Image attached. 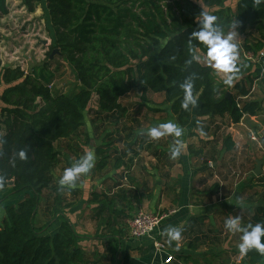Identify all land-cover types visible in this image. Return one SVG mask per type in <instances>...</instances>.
I'll use <instances>...</instances> for the list:
<instances>
[{"label": "trees", "instance_id": "1", "mask_svg": "<svg viewBox=\"0 0 264 264\" xmlns=\"http://www.w3.org/2000/svg\"><path fill=\"white\" fill-rule=\"evenodd\" d=\"M230 1L45 0L51 44L44 59L27 72L20 66H4L0 59V175L13 180L4 188L10 194L24 192L17 204L4 206L0 264H118L121 238L129 233L132 216L116 205L123 190L112 196L92 194L96 230L91 237L101 239L102 251L88 250L66 216L78 203V188L67 190L72 195L68 198L54 178L55 168L63 161L56 145L79 135L93 96L97 97L94 112H105L112 119L109 121L116 122L127 111L121 98L131 92L139 94V106L148 110L168 107L180 126L194 119L199 123L203 117H228L231 123H238L244 115H259L264 100L249 96L256 81L264 88V3L237 0L233 8L224 6ZM39 2L21 0L29 12ZM205 10L217 17L225 33L234 20L241 34H248L247 29L253 27L259 29L257 35L250 33L251 40L245 37L242 48L254 59L240 54V72L230 87L211 68L186 64L190 46L195 52L206 51L197 41L190 44L189 40ZM7 12L6 0H0V16ZM53 49H58L77 81L69 91L62 92L54 85L56 70L49 59ZM192 73L196 74L193 94L197 104L185 110L179 85ZM149 92L162 94L163 100L153 107L146 100ZM256 131L264 144V134ZM224 143L226 150L234 147L230 136ZM78 147L70 149L77 155ZM21 150L27 155L24 160L18 156ZM252 179L251 183L257 179L262 187L256 193L258 201L248 208V223L255 224L264 222V172L259 176L253 173ZM124 199L127 201L126 196ZM127 203V209L133 210ZM55 225L56 229L47 232ZM263 259L264 255L251 250L241 263L260 264Z\"/></svg>", "mask_w": 264, "mask_h": 264}, {"label": "crops", "instance_id": "2", "mask_svg": "<svg viewBox=\"0 0 264 264\" xmlns=\"http://www.w3.org/2000/svg\"><path fill=\"white\" fill-rule=\"evenodd\" d=\"M6 5L8 12L0 16V59L4 66L14 67L18 64V60L15 59L18 57L22 61V69L27 72L32 66L42 61L46 47L42 45L40 36L24 33L25 30L21 28V24L25 21L26 24L36 22L37 27L42 29L43 37L51 40L47 28L46 3L45 0H40L32 12L27 10L21 0H6ZM1 48L3 52H1ZM197 51L203 54L201 51ZM243 52L245 51L240 45L239 54H243ZM217 76L222 77L218 74ZM134 96L139 98V94ZM137 106V111L144 107L146 112L153 114L146 122V128H141L143 125H139L140 118L131 117L133 114L129 113V109H127L126 114L130 115V119L135 122V125L129 128L128 135L121 136L119 134L117 139L113 130L105 129L107 133L105 132L106 134L104 133L101 138L98 134L96 139H92V143L89 139L82 142L76 140L75 145H73L75 140L72 139L58 142V149L62 152V162L65 164L62 171L70 167L76 161L77 156L80 158L88 151H93L96 156L94 168L77 181L78 189L75 194L79 204L77 203V206L66 212V216L72 221L75 230L79 233L78 229L83 228V221V223L87 222V226H94L92 233L94 234L96 204L90 201L94 192L108 193L112 196L119 190H123L119 194L120 198H117L116 205L124 214L127 213L131 216L137 210L144 209L143 211L161 212L168 215L149 237L136 239L131 237L127 231V235L121 238L119 246L118 260L120 264L241 263L244 255H241L237 246L240 243L241 234L229 231L225 227V221L229 217L240 216L242 223L249 222L248 215L251 212L248 208L256 202L254 194L256 195L258 192L257 190L252 192V188L257 187L255 185L258 181L255 179L251 183L252 175L242 176L240 167L244 163H247L249 167L251 163L250 160L246 162V158L249 157L246 153L242 156L239 151L237 152L239 143L241 145L239 142L241 135L233 128L236 123H231L228 117H203L199 123L195 124L193 118L191 124L182 126L185 131L181 139L186 146L182 149L181 156L173 160L170 158V148L174 143L173 137L165 136L159 140H152L143 133L148 128L162 122L171 120L177 123L174 115L171 114L168 107L165 109L161 107L159 110L163 111L154 112L145 106H139V104ZM152 106L154 107V105ZM137 111L135 112L137 113ZM160 113H163L164 116L156 118L155 115ZM101 114L112 120L106 117L105 112ZM113 116L115 118L117 114ZM245 117H250L251 120L255 119L254 116L244 115L243 118ZM220 120L223 121V124ZM117 122L113 121V124ZM248 131L250 133L253 130L248 129ZM139 135L140 137L137 138ZM228 136L234 143L231 150L225 149L224 140ZM72 146L80 147L77 155L74 152V160L71 159L73 151L70 148ZM103 157H105L104 163L99 167L100 159ZM262 162L264 166V160ZM118 163L120 166L114 168V165ZM58 168L56 167L54 170V178L57 181L61 177L57 176L59 175L57 174ZM93 176L95 181L92 185L90 179ZM12 184H8V186ZM67 190L69 188H64V194L71 198V191ZM23 196L24 192L10 194L8 189L0 190V198L2 197L0 219L4 216V206L17 204ZM124 196L134 207L133 210L127 209L126 205L129 203L124 199ZM80 197L82 200L87 198L84 210L80 205ZM79 206L80 208L77 210L76 208ZM72 214H77L79 221H76ZM127 219L124 221L126 222ZM118 221L120 219H117V223ZM168 227L183 229L178 245L176 241H173L170 246L166 235H162ZM56 228L57 225L47 232H52ZM91 236L88 237L89 240L93 242L98 240L99 244L86 248L101 252V239ZM154 240L163 242L165 248L163 250L156 249L152 244ZM177 246L178 251L176 250ZM168 255L173 257L170 261H166ZM177 255L181 257H175Z\"/></svg>", "mask_w": 264, "mask_h": 264}, {"label": "clouds", "instance_id": "3", "mask_svg": "<svg viewBox=\"0 0 264 264\" xmlns=\"http://www.w3.org/2000/svg\"><path fill=\"white\" fill-rule=\"evenodd\" d=\"M255 3H264V0H255ZM237 24L238 21L234 20L232 27L236 29ZM234 35V32L225 34L221 24L217 22L216 16L206 12L201 13L198 29L192 31L189 40L190 44L193 40L197 41L206 51L201 55L193 51L190 46L191 55L186 64L192 65L195 62L211 68L218 75H221L224 84L230 87L240 72V54L236 43H234ZM195 80L196 74L192 73L185 77L184 81L179 85L184 94L181 107L185 110L190 105L195 106L197 104V97L193 94ZM184 131V128L178 123L169 120L148 128L143 134L152 140H159L165 136L173 137L174 143L170 148V158L175 160L181 156L182 149L186 146L181 139ZM18 156L21 160L27 158L24 150H21ZM95 162V153L93 151L86 152L64 170L63 175L58 180L60 188H75L79 178L88 174L94 168ZM7 183V178L0 175V190L4 189ZM225 227L233 233L241 234L238 245L241 255H246L251 250H256L264 255V222L244 224L240 216H235L229 217L225 221ZM182 231L183 229L179 227H168L162 235H166L170 246L173 241H176L178 245L182 238ZM176 250H179L178 246Z\"/></svg>", "mask_w": 264, "mask_h": 264}, {"label": "rangeland", "instance_id": "4", "mask_svg": "<svg viewBox=\"0 0 264 264\" xmlns=\"http://www.w3.org/2000/svg\"><path fill=\"white\" fill-rule=\"evenodd\" d=\"M236 1L237 0H232V1L224 4V6L233 8ZM205 12L210 14L209 10H205L204 13ZM247 30H248L247 32H249L248 34L247 33L240 34L237 29H234L232 27L225 33V34H227L228 32H234L235 33L234 43H236V45L238 47V51H239V46L240 45L242 46L245 37L249 38L251 40L252 36L250 35V33L254 34V35L259 34L258 33L259 29L257 27H253L252 29H247ZM197 53L201 54L198 51H197ZM44 57H45V54H44ZM44 57H43V59H44ZM50 60H51V67L56 70L55 71L54 85H56L57 88H59L60 91H62V92L69 91V90L73 89L74 85L76 84L77 81L75 80L74 75L72 74L71 70L69 69V66L64 61H62V59H60V57L57 54H55ZM219 79H222V77ZM263 90H264V88L261 86L259 81H256L253 84L249 98H257V99L262 98L264 100ZM134 95H135L134 92H131L127 96L121 98V103L126 105L127 109H129V111H128L129 113L133 114L131 117L135 116V119L140 118L139 125H143L141 128H146L145 127L146 122L149 120V118L152 117L153 114L150 112L149 113L146 112L144 107L143 108L141 107L137 111V109H138L137 104H139L140 101H139V98L137 96H134ZM96 100H97L96 96H93L92 99L90 100L89 105H88L89 112L85 113V118H84L85 123L80 128L79 135L73 138V140H75V141H73V145H75L74 143L76 142V140H79V142H82L83 140H85L86 139L85 136L89 140H91L90 142L92 143V139H96L98 136H99V138L102 137V135L106 132L105 129L113 130V132H115V135L118 139L119 134H121V136L128 135L130 133L129 128L131 126L135 125V122H133L132 119H130V117H129L130 115H127V114H126V116L120 118V121L117 122L116 124H113V121H109V119L105 118V115L97 114L93 110V108L96 107ZM146 100H148L150 105L159 104L163 100V95L149 92L146 94ZM135 111H137V113ZM155 116H156V118H158V117L164 116V114L160 113V114H156ZM254 118H255L254 120H251L250 117L249 118L245 117V118H243L242 121H240L242 124L239 122L233 126V128L236 131H238V133L241 135V137H239V142H241V145L239 143V145H238L239 148H238L237 152L239 151L242 156H244V154L246 153L247 156H249L248 158H246V162H247V160H250V163H251L249 167L247 166V163H244V165L242 167H240L242 176L245 174L248 176L252 175L253 171H254V169L252 170V167L255 168L256 161L257 160H261V161L264 160V144L261 141V139L258 136V133L256 131V130H258L261 133V135L264 134V104H263L262 111L259 113L258 116L254 117ZM220 122L223 124L222 120H220ZM123 124H124V126H122ZM244 125H246V126H244ZM248 129L253 130L252 132L256 136L255 140L251 139V135H250ZM116 130H118V131H116ZM85 132L88 133V135ZM139 137H140V135L137 138H139ZM78 151H80V147H78ZM73 155H74V152H72V156H71L72 157L71 159L74 160ZM64 165L65 164L62 162L57 166V167H59L57 170V174H59V175H57L58 177L63 175L64 171H62V168L64 167ZM263 172H264V167H263V162H262V173ZM81 179L82 178L80 177L79 180H81ZM94 181H95V177L93 176L90 179V182H91L90 184L93 185ZM255 186H257V187L252 188V192L254 190H257L259 193L262 190V187L258 183ZM254 196H255V200L258 201V194H256V195L254 194ZM80 200H81L80 205L82 206V210H84L85 202H87V198H84V200H82V198L80 197ZM78 204H79V202H78ZM79 208H80V206L77 207L76 209L78 210ZM72 216H74L76 218V221H79V219L77 218V216H78L77 214H72ZM249 216L250 215H248V217ZM80 220H81V218H80ZM246 222H247V219H246ZM71 223H72V221H71ZM82 224H83L82 229L79 230L77 228L79 231V234L82 236V243L81 244L86 245V246L98 245L99 244L98 240L93 242V241L89 240V238H88L92 235V233L94 231V226L93 225L87 226V222L83 223V221H82ZM92 224H93V222H92ZM118 264H120L119 260H118ZM239 264H241V263H239ZM260 264H264V259Z\"/></svg>", "mask_w": 264, "mask_h": 264}, {"label": "built area", "instance_id": "5", "mask_svg": "<svg viewBox=\"0 0 264 264\" xmlns=\"http://www.w3.org/2000/svg\"><path fill=\"white\" fill-rule=\"evenodd\" d=\"M38 24L36 22H30L29 24H26V21L21 24V28L25 30L24 33H33L35 35L40 36V39H42V45L46 47L44 50V54H46L49 45L51 44V40L49 38L43 37L42 29L37 27ZM45 40V42H43ZM1 52H3V49L1 48ZM263 53L261 52L260 55ZM9 55V54H7ZM243 56L247 59L253 60V55L251 53H245L243 52ZM18 60L17 66H20L22 68V61L18 57L15 58ZM52 86V83L49 85ZM251 139H256V136L253 132H250ZM168 214L165 213H154L149 211H143L141 209L137 210L134 215L131 216V218L128 220V227H129V234L131 237L140 239L143 237H149L152 235L154 230L158 227L160 222L167 216ZM153 246L156 249H164L165 245L161 241L154 240ZM172 255H168V258L166 261H170L172 259Z\"/></svg>", "mask_w": 264, "mask_h": 264}, {"label": "water", "instance_id": "6", "mask_svg": "<svg viewBox=\"0 0 264 264\" xmlns=\"http://www.w3.org/2000/svg\"><path fill=\"white\" fill-rule=\"evenodd\" d=\"M43 42H45V40H43ZM55 54L59 55V51L58 49H53L49 55V59H51ZM227 95H229V92H227ZM0 154H1V151H0ZM254 174L255 176H259L262 174V161L261 160H257L256 161V165H255V168H254ZM13 181L12 180H9L8 181V184H12Z\"/></svg>", "mask_w": 264, "mask_h": 264}]
</instances>
